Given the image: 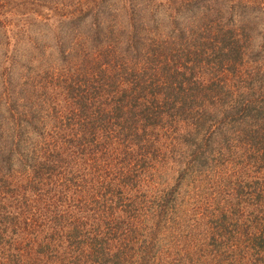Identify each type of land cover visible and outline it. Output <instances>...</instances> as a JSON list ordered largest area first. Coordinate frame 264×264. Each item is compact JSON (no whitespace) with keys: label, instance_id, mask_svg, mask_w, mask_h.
<instances>
[{"label":"trees","instance_id":"1","mask_svg":"<svg viewBox=\"0 0 264 264\" xmlns=\"http://www.w3.org/2000/svg\"><path fill=\"white\" fill-rule=\"evenodd\" d=\"M193 3L210 7L218 34L177 41L173 31L145 30L154 0L103 7L118 42L102 48L96 36L99 56H78L90 59L82 100L64 107L59 131L45 129V150L20 163L35 185L0 193V264H24L28 253L32 264H264V96L233 99L230 84L207 77L215 69L249 85L237 68L253 36L236 13L248 14L244 0ZM220 100L230 122L218 133L229 142L238 127L235 154L224 147L229 172L206 153ZM197 183L208 196L192 193Z\"/></svg>","mask_w":264,"mask_h":264},{"label":"rangeland","instance_id":"2","mask_svg":"<svg viewBox=\"0 0 264 264\" xmlns=\"http://www.w3.org/2000/svg\"><path fill=\"white\" fill-rule=\"evenodd\" d=\"M99 1L102 0H28L21 6V0H0V193L14 196L21 194L20 189L35 185L30 183L35 172L22 167L26 166L30 161L29 156L36 154L37 149L45 150L51 138V134L43 133L45 129L59 131L61 125L58 118L64 114V107L70 104L74 109L77 102L82 100L78 97L81 95L78 86L83 83L90 59L81 62L78 56L84 53L94 54V58L99 56L95 46L100 45V40L94 39L96 36L104 40L102 48L108 47L107 44L113 47L118 42L117 35L108 32L110 29L107 25L114 24L104 18L107 15L102 10L108 6L112 13L122 0H104V4H99ZM194 1L187 0L193 6L187 8L183 0H154V6L159 8L153 10V19L150 18L151 14L144 16V29L154 28L157 35L173 31L177 41H181L179 35L182 32L199 34L201 38L218 34L217 27L209 22L214 18L210 7L205 9L203 3ZM251 6L254 10H249ZM238 7L248 14L236 13L244 17L239 19L241 33L247 34L251 30L250 36H253L252 42H248L251 45L244 43L249 50V59H244V65L237 68L249 80V85L238 88L233 75L226 77L215 69L207 70V77L211 81L216 79L223 90L227 83L230 84L233 99L264 96V1L244 0V4ZM96 19L98 22H94ZM87 22L92 26L89 30L85 29ZM134 31L140 32L139 29ZM247 36H243V42ZM89 86L87 84V88ZM218 91L220 88L214 94ZM86 94L90 98L88 92ZM217 105L219 116L211 113L214 128L210 131L213 134L206 153L212 152L222 157L218 159V165L215 164V169L224 168L229 172L235 168V162L231 159L229 163L224 162L228 153L224 147L230 144L229 150L235 154V148L240 145H237L239 140L234 139L232 133L238 127L232 129L229 142L227 137L218 133L221 131L218 128L225 130L226 125L217 123L230 121L223 116L225 103L220 100ZM237 134L242 136L241 131ZM22 162L25 164L21 167ZM206 183L194 184L192 193H210ZM32 258L33 255L28 253L22 263L32 264Z\"/></svg>","mask_w":264,"mask_h":264}]
</instances>
